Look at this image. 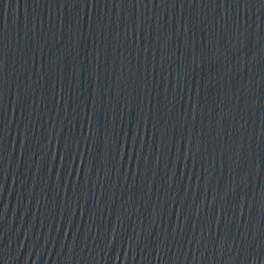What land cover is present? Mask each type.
I'll use <instances>...</instances> for the list:
<instances>
[{
    "label": "water",
    "instance_id": "obj_1",
    "mask_svg": "<svg viewBox=\"0 0 264 264\" xmlns=\"http://www.w3.org/2000/svg\"><path fill=\"white\" fill-rule=\"evenodd\" d=\"M0 264H264V0H0Z\"/></svg>",
    "mask_w": 264,
    "mask_h": 264
}]
</instances>
